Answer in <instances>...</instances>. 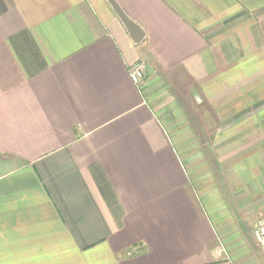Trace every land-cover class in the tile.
Here are the masks:
<instances>
[{"label":"crops","instance_id":"obj_1","mask_svg":"<svg viewBox=\"0 0 264 264\" xmlns=\"http://www.w3.org/2000/svg\"><path fill=\"white\" fill-rule=\"evenodd\" d=\"M234 221H264V0H0V264H234Z\"/></svg>","mask_w":264,"mask_h":264},{"label":"rangeland","instance_id":"obj_2","mask_svg":"<svg viewBox=\"0 0 264 264\" xmlns=\"http://www.w3.org/2000/svg\"><path fill=\"white\" fill-rule=\"evenodd\" d=\"M144 62L145 66V72L144 76L141 79L142 83L144 79L146 78V75L149 72L147 63ZM187 127L186 130H181V143L182 146H192L194 143V138H192L190 134V131ZM190 136V138L188 137ZM199 143H201L202 148L205 150V140L201 137H198ZM180 143V144H181ZM208 154L205 152L203 154H192V161H189L188 163V169L190 170V177H191V183L192 189L194 190L195 193L199 195L200 191L202 192L201 189L206 187V185L210 184L212 179L210 178L209 175V170L206 167L205 164V159H208ZM205 185V186H202ZM209 185V186H210ZM208 189V187H207ZM215 197V196H214ZM202 200H204V197H201ZM216 212L220 211V206H218L215 210ZM238 228L236 221L234 223H228L225 225H222L221 228H219L220 232L224 230H228L229 232L232 231V233L228 234H223L220 238L224 241V245L220 247V250H224L226 247L227 251L234 256V264H264V248L256 241L254 234L249 233V225H244V228L240 229L241 234L238 233ZM248 228V231H247ZM242 230H246L247 233L242 234ZM254 231V230H253ZM251 232V231H250ZM254 233V232H253ZM222 234V233H221ZM227 237H230L231 240H226ZM225 238V239H224ZM228 241V242H227Z\"/></svg>","mask_w":264,"mask_h":264},{"label":"built area","instance_id":"obj_3","mask_svg":"<svg viewBox=\"0 0 264 264\" xmlns=\"http://www.w3.org/2000/svg\"><path fill=\"white\" fill-rule=\"evenodd\" d=\"M145 66L142 60L135 62L129 68L130 79L134 84H140L144 76ZM254 237L256 241L264 248V221H259L254 228Z\"/></svg>","mask_w":264,"mask_h":264},{"label":"water","instance_id":"obj_4","mask_svg":"<svg viewBox=\"0 0 264 264\" xmlns=\"http://www.w3.org/2000/svg\"><path fill=\"white\" fill-rule=\"evenodd\" d=\"M112 6L115 9L120 20L125 25L126 29L129 31V34L132 37V39L134 41H138L139 39H141L142 32L140 31V28L138 27V25H136L133 21L128 19L117 5L112 3Z\"/></svg>","mask_w":264,"mask_h":264}]
</instances>
